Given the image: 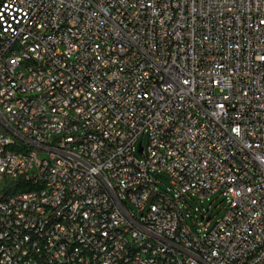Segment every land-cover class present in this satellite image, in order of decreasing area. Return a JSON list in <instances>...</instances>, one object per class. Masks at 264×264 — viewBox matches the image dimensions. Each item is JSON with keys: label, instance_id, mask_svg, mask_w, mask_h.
Returning a JSON list of instances; mask_svg holds the SVG:
<instances>
[{"label": "built area", "instance_id": "built-area-1", "mask_svg": "<svg viewBox=\"0 0 264 264\" xmlns=\"http://www.w3.org/2000/svg\"><path fill=\"white\" fill-rule=\"evenodd\" d=\"M0 264H264V0H0Z\"/></svg>", "mask_w": 264, "mask_h": 264}, {"label": "rangeland", "instance_id": "rangeland-1", "mask_svg": "<svg viewBox=\"0 0 264 264\" xmlns=\"http://www.w3.org/2000/svg\"><path fill=\"white\" fill-rule=\"evenodd\" d=\"M137 143H140L141 146H144L145 145V139L142 138V137H139L138 140H137ZM213 200H214V197L211 198V201H213ZM192 206L193 207H198L199 206L198 202H196ZM204 206L205 207L209 206V215L210 216L214 215L213 219L218 218L219 216H221V214H222V210L221 209L223 208V203L222 202H220L218 200H215L213 202V204H210V205L207 202L204 203ZM130 209H132V208L130 207ZM187 223L190 226V222L188 220H187Z\"/></svg>", "mask_w": 264, "mask_h": 264}, {"label": "trees", "instance_id": "trees-1", "mask_svg": "<svg viewBox=\"0 0 264 264\" xmlns=\"http://www.w3.org/2000/svg\"><path fill=\"white\" fill-rule=\"evenodd\" d=\"M13 187H14V188H19V187H20V183H14V184H13Z\"/></svg>", "mask_w": 264, "mask_h": 264}, {"label": "water", "instance_id": "water-1", "mask_svg": "<svg viewBox=\"0 0 264 264\" xmlns=\"http://www.w3.org/2000/svg\"><path fill=\"white\" fill-rule=\"evenodd\" d=\"M137 152H138V153L141 152V147H140V146L137 148Z\"/></svg>", "mask_w": 264, "mask_h": 264}]
</instances>
